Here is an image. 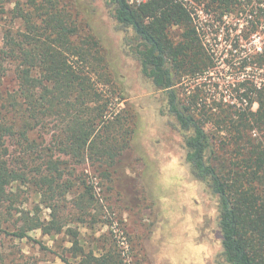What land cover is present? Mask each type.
<instances>
[{
  "label": "trees",
  "instance_id": "trees-1",
  "mask_svg": "<svg viewBox=\"0 0 264 264\" xmlns=\"http://www.w3.org/2000/svg\"><path fill=\"white\" fill-rule=\"evenodd\" d=\"M106 2L118 27L134 33L141 73L165 95L183 132L191 172L216 199L218 264H264V84L248 85L245 77L234 103L241 104L238 108L224 101L200 106L196 98L182 99L179 93L183 79L206 77L217 64L199 32L198 12L231 15L246 7L241 0H149L139 7L126 0ZM77 3L0 0V23L9 19L0 48V232L11 230L20 240L39 230L43 235L63 232L66 222L53 204L60 198L81 195L74 200L81 216L94 208V185L69 174L66 164L89 162L111 179L136 132L127 112L108 115L111 97L101 87L110 82L106 58L99 40L82 32ZM235 49L242 50V43ZM249 58L244 71L264 68V52ZM9 71L14 86L3 91ZM50 122L58 131L54 147L44 150L32 137ZM32 195L45 199L32 207ZM41 204L52 210L51 221L42 217ZM74 238L72 257L81 264H128L114 239L98 246L97 254L81 244L78 233ZM58 257L70 264L62 253Z\"/></svg>",
  "mask_w": 264,
  "mask_h": 264
},
{
  "label": "rangeland",
  "instance_id": "rangeland-1",
  "mask_svg": "<svg viewBox=\"0 0 264 264\" xmlns=\"http://www.w3.org/2000/svg\"><path fill=\"white\" fill-rule=\"evenodd\" d=\"M241 1L246 9L240 14L198 12L199 32L217 64L206 77L183 79L180 98H196L200 106L208 107L209 103L224 101L238 108L241 104L234 103L241 97L245 77L248 85L253 81L258 87L264 84V68H243L253 52H264V25L260 27L264 0ZM77 2L74 12L82 32L89 31L99 40L106 58L110 82L101 87L111 97L108 115L127 112L136 132L111 179L89 162L66 164L69 174L94 185V208L81 216L74 208V200L81 195L60 198L53 204L56 216L66 222L63 232L43 235L39 230L23 240L15 238L11 230L0 232V260L6 264H65L58 257L62 253L70 264H81L71 251L74 233H78L81 244L97 254L101 251L98 246L114 239L128 264H218L222 246L216 199L191 172L183 132L169 112L165 95L141 73L134 33L118 27L114 8L106 0ZM12 7L9 4L7 9ZM8 21L6 18L0 23V48ZM238 43H242L241 52L235 49ZM259 46L261 51L257 50ZM13 79L9 71L3 91L13 88ZM246 106L244 102L242 107ZM257 107L255 103L252 108ZM57 131L56 123L50 122L46 128H37L32 138L40 148L51 149ZM78 187L77 193L81 190ZM44 199L43 195H32V207ZM40 211L46 221L52 220V210L41 204Z\"/></svg>",
  "mask_w": 264,
  "mask_h": 264
},
{
  "label": "built area",
  "instance_id": "built-area-1",
  "mask_svg": "<svg viewBox=\"0 0 264 264\" xmlns=\"http://www.w3.org/2000/svg\"><path fill=\"white\" fill-rule=\"evenodd\" d=\"M149 0H126V3L130 6V7H139L143 4H145L146 2H148ZM258 51L262 50V47L259 46L257 47Z\"/></svg>",
  "mask_w": 264,
  "mask_h": 264
}]
</instances>
